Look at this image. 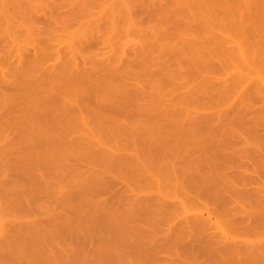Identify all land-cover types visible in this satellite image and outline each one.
<instances>
[{
	"label": "rangeland",
	"instance_id": "rangeland-1",
	"mask_svg": "<svg viewBox=\"0 0 264 264\" xmlns=\"http://www.w3.org/2000/svg\"><path fill=\"white\" fill-rule=\"evenodd\" d=\"M263 244L264 0H0V264Z\"/></svg>",
	"mask_w": 264,
	"mask_h": 264
},
{
	"label": "bare ground",
	"instance_id": "bare-ground-1",
	"mask_svg": "<svg viewBox=\"0 0 264 264\" xmlns=\"http://www.w3.org/2000/svg\"><path fill=\"white\" fill-rule=\"evenodd\" d=\"M240 52H241V50H239V54H240ZM189 217H190V216H189ZM189 217H188V219H189ZM192 218H194V217H192ZM195 218H196V216H195ZM197 218H198V217H197ZM189 220H190V219H189ZM187 221H188V220H187ZM193 221H194V219H193ZM195 223H196V221H195ZM224 238H226V237H224ZM229 242H231V241L229 240ZM238 244H240V243H238ZM235 245H236V244H235ZM235 245H234V246H235ZM244 245H245V244H244ZM244 245L242 246V247H243L242 250L245 249L244 252H248V253H249V252H250V251H249L250 248H247L248 246L246 247V245H245V246H244ZM251 245H252V244H251ZM263 245H264V244H263ZM227 247H229V246H227ZM224 248H225V247H224ZM260 248H261V247H260ZM234 249H235V248H234ZM237 250L239 251V250H241V249L238 248ZM246 250H248V251H246ZM262 250H263V248H262ZM242 252H243V251H242ZM263 252H264V251H263ZM252 253H253V252H252ZM244 254L246 255V253H244ZM249 254H250V253H249ZM250 255H251V254H250ZM250 255H248V257H249ZM262 255H264V254H262ZM251 256H252V255H251ZM245 257H246V256H245ZM249 258H250V257H249ZM259 259H260V258H259ZM249 262H250V259H249ZM252 262H253V261H252ZM257 264H258V263H257Z\"/></svg>",
	"mask_w": 264,
	"mask_h": 264
}]
</instances>
